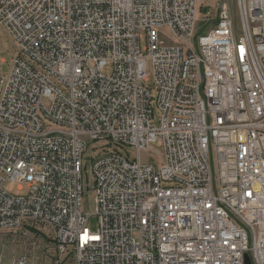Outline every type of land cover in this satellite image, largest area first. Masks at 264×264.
I'll use <instances>...</instances> for the list:
<instances>
[{"label":"built area","instance_id":"1","mask_svg":"<svg viewBox=\"0 0 264 264\" xmlns=\"http://www.w3.org/2000/svg\"><path fill=\"white\" fill-rule=\"evenodd\" d=\"M234 1L210 20L197 0H0L18 46L8 74L0 57V246L19 232L50 241L47 264H264V0ZM158 140L164 161H144ZM96 141L137 154L90 155L93 230Z\"/></svg>","mask_w":264,"mask_h":264},{"label":"rangeland","instance_id":"2","mask_svg":"<svg viewBox=\"0 0 264 264\" xmlns=\"http://www.w3.org/2000/svg\"><path fill=\"white\" fill-rule=\"evenodd\" d=\"M232 7L235 8V1L230 0ZM217 4L218 0H197V15L198 17L202 16L206 10L211 12L210 20H214L217 14ZM237 19V14H236ZM201 21H199V28H201ZM160 33L162 38L167 42H173L175 40V35L170 27H161ZM17 43L6 33H0V57L7 59V61H3L1 63L2 71L5 74H8L12 68L14 58L17 53ZM108 70V69H107ZM106 70V71H107ZM147 70L149 73H152L150 60L147 59ZM151 77V75L149 74ZM96 147H90L84 153L83 163V195H82V209L90 213L88 226L96 230L98 227V218L94 213L95 207V191H94V176L92 172V159L91 154H96L97 152L101 153L105 150L119 149L123 152L129 151L131 157L136 156L137 150L135 147L127 146L126 144L120 145L110 142H102L96 141ZM94 149V150H93ZM164 147L162 141L158 140L154 142L147 150H143L141 157L144 161L153 160L158 165L164 161ZM6 187L14 192L18 191V183L17 182H8L6 183ZM49 239V238H48ZM25 241V242H24ZM32 238H27L23 240L21 238V234L18 233H10L5 236L1 241L0 246V264H14V261L23 254H28L29 263L27 264H47L48 258L45 257L43 249V245L50 244V241L43 240L38 246H34L31 243ZM46 249L52 251L51 247L46 246Z\"/></svg>","mask_w":264,"mask_h":264},{"label":"water","instance_id":"3","mask_svg":"<svg viewBox=\"0 0 264 264\" xmlns=\"http://www.w3.org/2000/svg\"><path fill=\"white\" fill-rule=\"evenodd\" d=\"M246 264H251L250 256L248 253L246 254Z\"/></svg>","mask_w":264,"mask_h":264}]
</instances>
